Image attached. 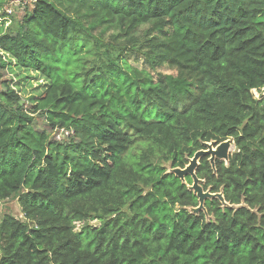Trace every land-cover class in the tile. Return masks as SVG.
Returning <instances> with one entry per match:
<instances>
[{
	"label": "trees",
	"instance_id": "16d2710c",
	"mask_svg": "<svg viewBox=\"0 0 264 264\" xmlns=\"http://www.w3.org/2000/svg\"><path fill=\"white\" fill-rule=\"evenodd\" d=\"M10 1L0 201L25 222L1 218L0 264H264V0H32L18 19ZM3 55L48 82L27 105ZM226 140L195 175L228 206L191 213L168 170Z\"/></svg>",
	"mask_w": 264,
	"mask_h": 264
},
{
	"label": "rangeland",
	"instance_id": "374dc122",
	"mask_svg": "<svg viewBox=\"0 0 264 264\" xmlns=\"http://www.w3.org/2000/svg\"><path fill=\"white\" fill-rule=\"evenodd\" d=\"M31 2L32 0H11L9 4H7L8 7L6 6L7 8L5 7L3 10H5L6 13H10L8 10H11L10 16H14L18 19L22 15L25 6H28L30 8ZM3 60L8 61L10 65L7 71L3 73L2 79H5L7 81L11 80L12 89L20 96L23 101H25V105L28 104L26 102L28 98L38 96L45 90L48 82L44 78H42L41 75L31 70H24L19 68L13 60L9 59L5 55H3ZM133 66L140 68L143 65L141 61H137L133 63ZM252 94L256 99H258L260 96L264 97V89H260L259 91L253 90ZM36 120L37 127L42 126L41 120ZM230 143L231 148L229 150V155L237 151L232 140H230ZM164 167L166 169H169L167 164L164 165ZM168 172H170V170H168ZM183 183L185 182L183 181ZM191 186L192 183L188 186V188H190ZM199 186L201 187V183H199ZM190 212L197 214V209H191ZM5 215H10L15 219L25 222L16 199L0 201V220ZM90 224L94 226L98 225L96 221L90 222ZM75 226V230H78L81 225L79 223H76Z\"/></svg>",
	"mask_w": 264,
	"mask_h": 264
},
{
	"label": "water",
	"instance_id": "95a60500",
	"mask_svg": "<svg viewBox=\"0 0 264 264\" xmlns=\"http://www.w3.org/2000/svg\"><path fill=\"white\" fill-rule=\"evenodd\" d=\"M205 150L197 151L191 159H188V164L183 169H172L169 173H172L181 182L184 181L185 176H189L192 181V186L188 188L198 199L197 213L203 210V203L205 199L216 198L223 206H228L224 200L221 193L211 194L208 191L204 192L199 186V183L203 181L199 180L195 175V170L199 165V161L202 157L208 156V161L211 168L214 169V162L216 160L223 161L227 164L229 160V150L231 148L230 140H226L220 144L215 142L204 143Z\"/></svg>",
	"mask_w": 264,
	"mask_h": 264
},
{
	"label": "built area",
	"instance_id": "2783aa9c",
	"mask_svg": "<svg viewBox=\"0 0 264 264\" xmlns=\"http://www.w3.org/2000/svg\"><path fill=\"white\" fill-rule=\"evenodd\" d=\"M71 134H72L71 132L61 129L59 131H55L54 136L56 140L60 141L64 139L65 137L66 138L69 137Z\"/></svg>",
	"mask_w": 264,
	"mask_h": 264
}]
</instances>
